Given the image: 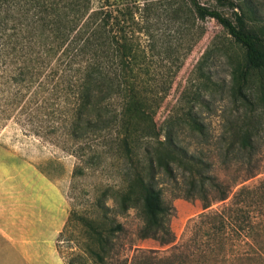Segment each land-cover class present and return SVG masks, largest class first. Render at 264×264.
I'll return each instance as SVG.
<instances>
[{
    "label": "trees",
    "instance_id": "trees-1",
    "mask_svg": "<svg viewBox=\"0 0 264 264\" xmlns=\"http://www.w3.org/2000/svg\"><path fill=\"white\" fill-rule=\"evenodd\" d=\"M214 1L218 7L241 12L232 19L201 0H183L172 7L174 23L182 32L184 22L191 19L195 29L198 21H217L245 52L243 64L232 70V94L247 101L246 84L250 74L258 72L264 104V38L250 28L247 13L236 2ZM6 4L8 13L0 18V63L21 64L22 77L39 75L43 67H53L54 76L61 70L59 85L67 98H74L70 135L80 144V157L93 152L89 158L107 156L122 161L124 187L102 194L91 213L72 212L69 226L78 222L82 235L77 241L79 250L64 256L66 264H264V180L242 186L232 196L233 188L261 171L255 124L239 117L219 143L220 165L236 176L228 180L209 174L207 158L181 146L173 127L156 122L165 84L143 80L141 75L149 66L147 52L128 30L133 26L143 30L147 16L136 20L139 12L118 7L112 0H7ZM246 5L255 21L252 0ZM147 8L139 6L136 11L142 15ZM197 115L190 109L179 121L189 125L194 135L204 136ZM163 135L165 140L155 145ZM99 144L106 147L102 154L93 150ZM83 173L77 166L74 176ZM164 179L181 191L174 194L176 198L200 200L204 209L232 198L221 211L192 219L181 243L171 249L140 248L127 257L122 244L127 230L119 218L131 208L140 207L142 213L139 239L153 240L162 247L177 240L170 225L174 208L166 203L161 187L168 182ZM63 238L64 231L59 241Z\"/></svg>",
    "mask_w": 264,
    "mask_h": 264
},
{
    "label": "rangeland",
    "instance_id": "rangeland-1",
    "mask_svg": "<svg viewBox=\"0 0 264 264\" xmlns=\"http://www.w3.org/2000/svg\"><path fill=\"white\" fill-rule=\"evenodd\" d=\"M0 0V18L7 15L9 4ZM118 7H128L139 12L136 20L147 16L144 29L133 26L128 30L135 40L140 41L146 50L148 70L142 73L144 81H158L165 84L164 101L157 109L156 122L159 126L173 127L178 132L180 145L189 152L207 158L211 163L209 174L220 179L231 180L236 175L220 165L219 150L221 138L227 135L230 124L239 119H248L259 131V153L261 158L259 174L241 182L233 188V193L242 186H253L264 180V104L260 100L261 76L252 72L246 84L247 101L232 94V70L245 60L244 50L213 19L198 21V28H191L193 20L184 22L183 31L174 23L171 11L183 0H112ZM248 15L249 26L264 38V0H252L257 10L253 21L247 12V0H233ZM211 8H218L225 16L234 19L241 9L218 7L214 0H201ZM97 6L100 5L96 2ZM149 8L136 11L137 7ZM174 5V6H173ZM138 10V9H137ZM12 14V13H10ZM192 18V17H191ZM146 19V18H145ZM12 22L10 26H12ZM13 32V31H9ZM171 41L170 44L167 42ZM165 46L170 47L166 49ZM166 50L168 52H166ZM21 65V64H20ZM20 65L11 62L0 63V142L4 158H18L20 172H28L35 187L52 190V216L57 218L58 235L54 247L60 260L52 257L51 264H66L77 247L82 235L80 225L75 221L69 226L73 211L91 213L93 203L105 192L112 194L124 187L120 174L121 160L114 157H80V144L70 135L74 116L73 96L67 98L60 76L52 73L53 67L42 68L39 75H20ZM57 66H55L56 68ZM161 85V86H162ZM160 88L159 90H161ZM198 97V101L194 100ZM70 103H69V101ZM195 111L203 122L204 136L191 133L189 125L179 121L188 110ZM169 119L171 123H168ZM174 119V120H173ZM173 121V122H172ZM164 135L155 140L164 141ZM98 154L106 147L102 144L93 147ZM92 160V164H89ZM77 166L84 170L83 175L74 176ZM167 178V177H166ZM168 181L167 179H164ZM166 203L174 208L170 225L177 240L175 244L160 246L153 240H141L137 232L143 223L140 207L131 208L119 218L126 233L122 244L127 257H132L137 249L167 251L181 243L185 230L192 219L201 214L221 211L229 204L214 203L204 209L200 200L175 197L181 193L170 181L161 184ZM110 204L111 201H108ZM140 204V203H138ZM67 226V227H66ZM64 231L63 242L60 234Z\"/></svg>",
    "mask_w": 264,
    "mask_h": 264
},
{
    "label": "crops",
    "instance_id": "crops-1",
    "mask_svg": "<svg viewBox=\"0 0 264 264\" xmlns=\"http://www.w3.org/2000/svg\"><path fill=\"white\" fill-rule=\"evenodd\" d=\"M32 178L19 171L18 158H4L0 142V264L60 260L54 247L59 232L52 190L35 187Z\"/></svg>",
    "mask_w": 264,
    "mask_h": 264
}]
</instances>
